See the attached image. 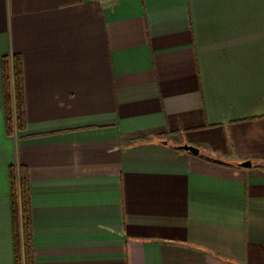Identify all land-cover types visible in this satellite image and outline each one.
Returning a JSON list of instances; mask_svg holds the SVG:
<instances>
[{
  "label": "crops",
  "instance_id": "obj_1",
  "mask_svg": "<svg viewBox=\"0 0 264 264\" xmlns=\"http://www.w3.org/2000/svg\"><path fill=\"white\" fill-rule=\"evenodd\" d=\"M12 171L34 264H264V0H0V264Z\"/></svg>",
  "mask_w": 264,
  "mask_h": 264
},
{
  "label": "trees",
  "instance_id": "obj_2",
  "mask_svg": "<svg viewBox=\"0 0 264 264\" xmlns=\"http://www.w3.org/2000/svg\"><path fill=\"white\" fill-rule=\"evenodd\" d=\"M4 109L6 125L9 133L14 128L23 129L26 123L24 75L21 61L13 57L3 58ZM11 199L15 229V264H34L31 231L32 215L29 181L26 176L17 177L11 173Z\"/></svg>",
  "mask_w": 264,
  "mask_h": 264
},
{
  "label": "water",
  "instance_id": "obj_3",
  "mask_svg": "<svg viewBox=\"0 0 264 264\" xmlns=\"http://www.w3.org/2000/svg\"><path fill=\"white\" fill-rule=\"evenodd\" d=\"M179 148H182L186 151H190V152L195 153V154H198L200 152L198 147H195L194 145L192 146L188 143L181 145ZM238 165L241 167H249L252 165V162L250 160L242 161V162H239Z\"/></svg>",
  "mask_w": 264,
  "mask_h": 264
}]
</instances>
